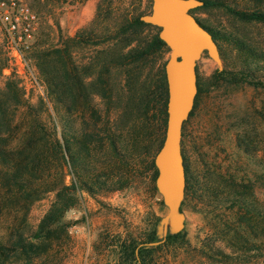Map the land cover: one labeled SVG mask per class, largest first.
I'll use <instances>...</instances> for the list:
<instances>
[{"label":"rangeland","instance_id":"rangeland-1","mask_svg":"<svg viewBox=\"0 0 264 264\" xmlns=\"http://www.w3.org/2000/svg\"><path fill=\"white\" fill-rule=\"evenodd\" d=\"M18 1L35 14V27L19 52L8 45L0 28V56L5 50L10 58L0 86L14 75L33 107L30 117H40L49 131L56 127L67 150L65 162L54 159L38 172L41 178L30 168L19 179L12 173L8 177L7 168L0 166V243L9 247L1 256L4 264L23 262L11 249L15 236L18 232L30 236L37 229L56 199L52 189L60 181L76 184L77 204L64 217L69 238L50 256L36 258V264H130L121 258L123 242H135L137 255L146 246L158 249L152 264H264V86L214 78L217 70L250 68L255 81H264V62L257 54L218 40L222 70L207 51L198 58V92L183 125L182 152L185 169L200 191L185 190L184 227L169 234L178 237L161 241L158 225L168 207L151 189V170L141 160L146 133L164 138L166 123L161 94L158 101L153 95L147 101L144 94L146 87L151 85L152 91L166 77L170 48L139 64L138 76L131 71L135 65L125 69L115 62L112 38L124 19L151 11L152 0ZM224 1V6H198L193 14L208 27L232 34L264 54V23L242 19L232 10L264 9V0ZM81 30H86L85 35L77 38ZM157 31L159 27L146 28L131 36L125 51ZM37 43L45 48L70 44L65 53L67 72L73 74L75 66L79 79H72L75 97L66 94L63 104L47 97L46 84L31 57ZM100 56L104 57L101 77ZM104 83L108 91L102 95L97 87ZM25 138L13 145L24 146Z\"/></svg>","mask_w":264,"mask_h":264},{"label":"trees","instance_id":"trees-1","mask_svg":"<svg viewBox=\"0 0 264 264\" xmlns=\"http://www.w3.org/2000/svg\"><path fill=\"white\" fill-rule=\"evenodd\" d=\"M203 1L204 5L202 7L226 5L224 0ZM232 10H234V12L242 19L264 23V9L248 11L237 9ZM100 11L101 6L99 5L98 12ZM194 11L195 10H191V13H194ZM150 12L151 11L147 13ZM147 13L137 14L132 18L124 19L112 35V38L115 41V48L117 49L114 58L115 62L125 69L126 67H129L130 69L132 64L133 66L135 65L136 67L131 69L134 73L141 69L139 64L145 62L149 57L155 56L168 49L166 43L159 37V31H157L150 37V39L141 42V44L132 48L128 52L125 51V47L131 42V36L141 34L146 28H158L141 19V16ZM97 17H95V20L93 21H96ZM208 29L213 34L216 41L223 40L249 54H257L258 58L264 62V54L259 55L242 40L234 37L232 34L221 33L210 27H208ZM85 32L86 30L79 31L77 33V38L85 35ZM69 45L70 44L66 45L62 43L61 45L52 48H45L37 43L31 51V57L46 84L48 91L47 97L52 98V100L60 104L64 103L66 94L68 93L75 97V83H73V80L78 81L79 79L76 75L77 69L75 66L73 67V74L70 71L67 72L65 53L69 50ZM103 58L104 57L100 56L98 63L101 69L100 77L103 75L104 70ZM250 65L253 66L254 64ZM9 66L10 58L7 55V51L4 50L2 56H0V76L3 73V70L9 68ZM251 70L252 69L247 68L240 71H229L225 68L222 71L217 70L214 78L215 81L230 80L231 82L236 83L246 82L253 85L264 86V81H255L252 78L251 75L253 74L250 73ZM137 73L139 76L140 73ZM79 84L82 85L83 81ZM82 88L85 89V86L82 85ZM150 89L151 85L146 87L144 95H148V101L150 96L153 95L157 100L158 95L161 94V111L163 114V122L166 123L168 90L165 75L163 76L162 82L156 85L154 90L150 91ZM97 91L102 95H105L106 91H108L105 83L99 84ZM201 91L202 87L199 86V92ZM156 100L154 101L157 104L158 100ZM32 108L33 107L25 98L24 89L20 81L16 79L14 75L7 77L4 81V85L0 86V166L7 168L4 173L6 175L8 174V177L9 174L12 173L14 177L19 179L20 175H23L24 172H26H23V170L30 168L32 174L39 175L41 178L42 175L40 173L38 174V172H44L46 167L53 163L54 159L64 162L66 160L64 151L65 149L67 150V146L64 145L63 141L58 137L56 127H54L52 131H49L45 124L39 119L40 117H30L31 112L30 114L28 112L31 111ZM18 115H23L22 119H20ZM23 136L26 137V144L24 146L16 147L13 145L14 141H18V139ZM84 140L87 141V143L90 142V134L86 133ZM162 142L163 137L157 140L153 138L152 135L146 133L142 147L141 161L151 170L150 187L155 193L157 192L155 185L157 169L155 167L154 158L161 147ZM88 151L89 150L87 149V155ZM82 161L86 162L84 159ZM43 165H45V168H43ZM18 179H15V181L18 182ZM56 184L57 185L52 189L56 193V199L40 220L37 229L30 236H25L23 233L19 232L15 236L11 249L14 253L19 255L21 260H23L21 264H36V258L40 257L42 254L50 256L49 252L52 251L56 245L67 243L66 240L69 238L67 231L68 225L66 224L64 217L65 214L77 204L78 198L75 194L76 184L69 186L65 185L63 181ZM196 191L200 190L199 188H195L194 177L190 176L188 169L186 168V193H196ZM248 211L251 212L250 209H248ZM178 236L179 234L168 235L166 242L171 238ZM154 239V236L150 238V240ZM43 247L44 250H42ZM136 248L137 245L135 242L121 243V258L130 264L133 262L138 263L139 261L141 262L140 264H152L154 253L158 249L149 247L141 248L137 255ZM7 250H9V247L0 243V260L2 262L5 261V259L1 256L2 254L7 255ZM53 257L56 259L57 255H53Z\"/></svg>","mask_w":264,"mask_h":264},{"label":"water","instance_id":"water-1","mask_svg":"<svg viewBox=\"0 0 264 264\" xmlns=\"http://www.w3.org/2000/svg\"><path fill=\"white\" fill-rule=\"evenodd\" d=\"M203 4V0H152L151 12L141 16L144 22L160 28L159 37L170 48L165 63L168 90L166 130L154 158L157 169L155 185L168 207V213L158 225L161 241L169 234L179 233L184 227L185 215L181 205L186 190V169L182 130L193 110L198 92L197 60L207 51L218 63L219 69L223 68L219 46L213 34L191 13L192 9Z\"/></svg>","mask_w":264,"mask_h":264},{"label":"built area","instance_id":"built-area-1","mask_svg":"<svg viewBox=\"0 0 264 264\" xmlns=\"http://www.w3.org/2000/svg\"><path fill=\"white\" fill-rule=\"evenodd\" d=\"M35 18L27 4L18 0H0V28L8 45L16 52L32 37Z\"/></svg>","mask_w":264,"mask_h":264}]
</instances>
